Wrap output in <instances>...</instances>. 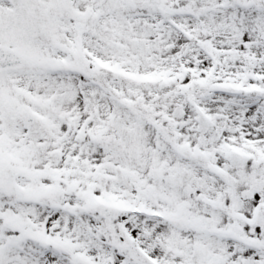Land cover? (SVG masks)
<instances>
[{"label": "snow or ice", "instance_id": "obj_1", "mask_svg": "<svg viewBox=\"0 0 264 264\" xmlns=\"http://www.w3.org/2000/svg\"><path fill=\"white\" fill-rule=\"evenodd\" d=\"M0 264H264V0H0Z\"/></svg>", "mask_w": 264, "mask_h": 264}]
</instances>
